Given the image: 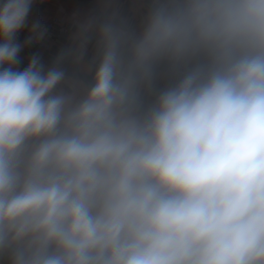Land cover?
Masks as SVG:
<instances>
[{"label":"clouds","instance_id":"clouds-1","mask_svg":"<svg viewBox=\"0 0 264 264\" xmlns=\"http://www.w3.org/2000/svg\"><path fill=\"white\" fill-rule=\"evenodd\" d=\"M35 2L0 3V264H264V0L102 8L19 71Z\"/></svg>","mask_w":264,"mask_h":264},{"label":"crops","instance_id":"crops-1","mask_svg":"<svg viewBox=\"0 0 264 264\" xmlns=\"http://www.w3.org/2000/svg\"><path fill=\"white\" fill-rule=\"evenodd\" d=\"M3 0H0L2 3ZM150 0H36L31 6L27 17V25L33 21H41L48 19L52 15L60 16L69 26L67 35L58 36L50 50H42L35 44L26 45L23 51L18 54L19 63L15 65V69L23 71L32 56H38L45 69L51 67L56 58L62 51L73 45V38L79 30V26L87 19L99 15L102 8H106L108 12H115L117 15L125 19L128 24L135 30L139 31L142 27L144 16L147 12ZM20 31L16 35V40ZM95 56V40L93 39L89 45L85 61L90 62ZM69 74L75 73L77 78L87 84L91 80V74L85 72L80 67H74L69 62L63 65ZM168 77L161 79L160 85L168 82ZM66 87V86H65Z\"/></svg>","mask_w":264,"mask_h":264},{"label":"built area","instance_id":"built-area-1","mask_svg":"<svg viewBox=\"0 0 264 264\" xmlns=\"http://www.w3.org/2000/svg\"><path fill=\"white\" fill-rule=\"evenodd\" d=\"M36 22H39L47 30L43 40L39 42H33V44L39 46L42 50H50L54 40L58 36L67 35L69 33V26L60 16L52 15L45 20L33 21L20 31L16 40L17 43L22 45L21 51L25 49V41L31 34L29 29L31 28L32 24Z\"/></svg>","mask_w":264,"mask_h":264}]
</instances>
